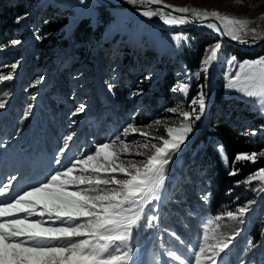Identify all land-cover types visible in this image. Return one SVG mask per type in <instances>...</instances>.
<instances>
[{"label":"rangeland","instance_id":"obj_1","mask_svg":"<svg viewBox=\"0 0 264 264\" xmlns=\"http://www.w3.org/2000/svg\"><path fill=\"white\" fill-rule=\"evenodd\" d=\"M16 1L0 0V7L4 8ZM108 1L114 4H128L126 0ZM163 3L175 7L216 10L224 15L249 20L251 22L249 27L257 28L261 38L252 40L251 37H247L249 43H245L246 45H251L253 42L264 38V19L261 18L264 14V0H242V3L234 2V0H163ZM97 6L93 0H85L83 4L80 3V0H34L31 7L27 8V18L19 24L15 23V18L24 14L16 15L10 20L3 16V20H1V28L3 29L0 31V73H8L11 71L10 65L19 62L14 79L0 83V101L5 103V107L0 109V117L5 114L0 120V181H6L10 175H15L16 180L13 181L12 193L37 184L59 167L55 163L58 151L53 155L45 154L43 148L40 147V140L35 138V136L42 134L46 118L57 126L60 125L58 132L62 137L57 144V150L62 146L63 137L66 134L75 133L73 141L70 142L69 150L61 157L64 164H67L75 155L89 151L87 143H91L94 134L101 131L98 126L102 119L105 123L104 130L101 132L103 138L100 137V141L93 142V145L120 135L123 127L129 122L144 126L151 124L156 119L177 120V117L167 113L165 109L175 106L178 94L169 91L167 101L158 96L157 100L153 99L155 106L148 111V105L151 106L150 97L153 98L151 91L157 88L164 73L173 75L174 85L178 80L186 81L187 78L183 75L182 54L188 51L195 53L201 46L205 50L206 46L217 40V36L209 33L207 42H204V38L200 34L189 32L188 29L191 28L188 26L189 24L165 26L158 18L142 17L138 10H110V15L106 16L98 12ZM49 16L65 20L62 37H58V39H65L66 42L64 43L68 46L67 48L50 42L41 43V37L38 34L39 22ZM81 17L88 20L93 29L98 28L100 22L103 23L104 29L100 38L93 40L90 44L77 45L71 38V32ZM192 29L197 32L200 31ZM179 33L195 38L192 48L183 47L179 50L176 48L171 36ZM12 40H19L21 43L12 46L10 44ZM205 43L207 45L204 46ZM259 49L261 47L253 51ZM221 51L220 60L216 62V65L214 63L210 70V78L207 81L208 87L205 89L209 93L207 108L210 97L215 91L213 83L221 85L223 88L222 104L225 103V109L218 110V114L224 118H228L232 114L233 125L239 126L243 133L242 136L246 137L252 144L254 141L261 142L260 150L256 151H264V115L258 114L250 102L239 97L236 93L225 90L224 74L228 70L225 58L234 54L229 49ZM125 55L126 57H124ZM125 58L131 59L130 65L127 66L128 63H125ZM25 71L28 73L32 71V73L27 78L28 82L23 86ZM178 71L181 72L180 76H177ZM59 73H61L60 87L65 89L67 94H63L56 87L55 79ZM123 74L125 75L121 86L118 85V81ZM149 76L151 78L146 79ZM40 77H43L42 82L33 87L34 81ZM130 78L137 80L138 84L134 89L126 84ZM188 82L190 89L185 100V107L191 100V95L193 93L196 95L197 83H205L203 74L199 81ZM109 84L112 85L111 90H109ZM120 89H124L127 121L120 114V103L116 101L118 98L117 90ZM138 91L142 94L134 95ZM21 92L23 93V100H20L16 105L21 107L17 109L16 106L12 105L18 98L21 99ZM46 97L53 100L55 111L43 104L42 101L46 102ZM113 101L115 102L113 103ZM81 104L85 105L84 112L73 116L72 113ZM29 105L32 106L31 113L27 118H24V112ZM62 107H64L63 110H57ZM13 111L12 117L10 115L9 120H5L8 113ZM62 114H65V117L61 120L60 115ZM206 114L207 110L201 120L195 122L193 133L190 134L186 143L182 145L181 150L175 154L172 162L168 165V179L158 210L160 221L165 217L164 205L172 200V196L170 197L172 188L176 187L180 191L178 195L183 199H189L192 191H196L200 198L201 182L194 181L190 177H181V174L182 172L185 173L187 167L192 165L197 157L204 152L207 145L212 152L218 155L222 167L229 172L230 168L225 166L221 154L219 155L217 151V145L221 144L218 140L209 136L204 141L197 142L204 126ZM95 115H100V119L95 120ZM29 118L31 121L27 123ZM146 118H151V120L144 124ZM258 119H261V122H258ZM9 123L12 124L9 125ZM2 128H4L6 135L2 133ZM157 128H160L162 132V126H154L147 131L155 134ZM252 131L257 134L244 135V133H251ZM82 137L86 139L76 145V140L82 139ZM126 139L131 142L140 140L141 137L138 134L129 135ZM130 158L142 159V157H135L134 155ZM258 161H264V157ZM201 177V180L210 187V179L205 175H201ZM232 187L239 189V191L233 199L231 209L234 210L237 205L245 203L248 199H254L256 202L246 214V220L251 214L260 210L258 223H264V193L253 192L243 184L237 186L234 183ZM252 187H256L255 182ZM182 192L184 194L181 195ZM204 194H209V198L211 196V192L208 190ZM236 197H239V200ZM207 216L210 215L198 217L200 228L201 219ZM181 221H185V218L183 217ZM157 226L152 229H140L134 233L130 241L132 256L129 264H156L157 260L160 261V264H171L166 253L172 249L186 254V246L182 245L179 240L175 241L174 237L169 235V232H174L173 230L163 235L161 230L158 231ZM157 232L160 233L156 236ZM154 236L157 237V245L152 248L151 243ZM176 236L178 235L176 234ZM196 237L197 235L189 242H195ZM249 239L251 238L246 240L244 249L247 248ZM232 253V246H230L222 254L221 264L229 263V257L233 255Z\"/></svg>","mask_w":264,"mask_h":264},{"label":"snow or ice","instance_id":"obj_2","mask_svg":"<svg viewBox=\"0 0 264 264\" xmlns=\"http://www.w3.org/2000/svg\"><path fill=\"white\" fill-rule=\"evenodd\" d=\"M126 2L137 7L142 17L158 18L165 26L195 24L221 39L205 47L196 70L189 71L184 66L183 75L187 80H178L171 88L178 98L175 106L165 111L177 117L178 122L167 118L156 119L144 126L129 122L120 135L94 144V150L81 152L64 164L61 157L69 150L75 136L70 132L63 137L55 157L59 167L44 180L15 193L11 191L15 175L0 181V264H129L132 256L130 241L134 233L157 226L168 165L193 133L195 122L200 121L207 110L209 93L205 89L213 64L220 60L223 38L242 44L249 43L247 37L261 38L257 28L249 27V20L216 10L175 7L164 4L163 0ZM234 2L242 3V0ZM27 15L17 16L15 23L19 24ZM261 18L264 19V14ZM194 39L183 33L171 36L178 50L192 48ZM20 43L19 40L10 42L12 46ZM225 63L228 69L224 74L225 90L236 93L250 102L258 114L264 115V56L240 61L229 55ZM18 66L19 62H14L10 65L11 71L0 73V83L13 80ZM202 74L205 83H197L196 95L185 107L190 89L188 81H199ZM180 75L178 71L177 76ZM42 79L37 78L32 86L39 85ZM108 87L111 90L112 85ZM140 94L139 91L134 93ZM4 107L5 103L0 101V109ZM31 108L29 105L24 118L29 116ZM84 110L85 105L81 104L72 115ZM154 126H162V132L160 128L155 134L147 131ZM137 134L140 140L129 142L126 139ZM249 134L257 133H244ZM217 151L225 166L230 167L229 176L240 173L236 164H255L264 157V151L238 152L230 162L222 144L217 145ZM133 155L142 159L130 158ZM254 182L255 188L252 187ZM241 184L253 192L264 193V167L236 182L237 186ZM200 200L207 203L209 194L202 192ZM255 202L248 199L234 210L226 208L219 214L202 218L195 242H186L169 232L186 246V254L175 249L167 251L171 264H221L222 254L243 231L239 226L246 223V214ZM190 214L196 215L195 212ZM253 247L255 245L249 239L245 251ZM240 264L247 262L241 260Z\"/></svg>","mask_w":264,"mask_h":264},{"label":"trees","instance_id":"obj_3","mask_svg":"<svg viewBox=\"0 0 264 264\" xmlns=\"http://www.w3.org/2000/svg\"><path fill=\"white\" fill-rule=\"evenodd\" d=\"M34 0H17L14 4L8 5L6 7H0V31L3 28L1 25V20H3V16L5 18L12 19L16 15L25 14L27 12V8L31 7V4ZM98 12L101 15L109 16L111 11L105 9L103 7L97 6ZM11 22V21H9ZM65 20H61L59 17H45L39 22L38 26V34L41 37V43L50 42L51 44H60L62 48H67L65 45V39H58V37H62V30L65 26ZM10 24V23H8ZM7 24V25H8ZM98 31H97V30ZM104 29L103 23L100 22L98 28L93 29L92 25H90L89 21L83 19L82 17L77 21L75 28L71 32V38L77 45L90 44L95 39H99L102 31ZM10 30V29H9ZM189 32L194 34H200L202 38H204V42L208 40V34L202 31H195L192 28L188 29ZM99 41V40H98ZM207 43L204 44V46ZM49 48V47H48ZM223 49H229L233 52L234 56H236L240 60L244 59H255L259 56L264 55V47L257 51L253 50H240L233 46H227ZM222 49V50H223ZM203 46L200 47L199 50L192 52L188 51L182 54L181 60L184 65L187 67L189 71H194L198 68L199 62L204 53ZM222 52V51H221ZM131 56V55H130ZM126 57V55L124 56ZM127 66L130 65L131 59L125 58ZM125 64V65H126ZM32 71H25V82L23 86L28 82V76L31 75ZM123 74L118 81V85H123ZM60 79L61 73L55 79L56 87L63 92V94H67L65 89L60 87ZM174 78L170 73H164L162 75V80L160 81L157 88L151 91L150 102L151 106L148 105L149 109H152L155 106V100L159 98H163L164 101L168 99V92L174 86ZM126 84H129L131 88H135L137 86V80L131 79L126 81ZM213 88L215 89L214 94L210 97V101L207 108V114L204 120V126L199 135L198 141H204L205 138L211 136L212 138L218 140L224 146V152L229 158V161L234 158V155L238 152H252L256 150H260L261 142L254 141L250 143L246 137H243L242 130L238 125H233L232 114L229 115L228 118H224L222 115L218 114V110L225 109V103L222 104V94L223 88L221 85L213 83ZM117 100L120 103L119 110L120 114L124 116V120L127 121L125 117V100H124V89L117 90ZM160 94V95H159ZM194 96V93L191 97ZM21 99H17L16 102L13 103L12 106H16L20 100H23V93H20ZM46 102L42 101L44 105H48L55 111V104L53 100L49 97H46ZM115 101H113L114 103ZM69 104H72L69 102ZM15 108L20 109L21 107L16 106ZM64 107L57 109L58 111L63 110ZM14 114L8 113L5 120H9V116ZM55 116V113H53ZM61 120L64 119L65 114L60 115ZM138 117V115H136ZM57 121L59 120L56 116ZM100 119V115H95V120ZM4 120V122H5ZM151 118H146L144 124H147ZM12 121V120H11ZM31 119L27 120L29 123ZM258 122H261V119H258ZM12 123H9V125ZM104 119L101 120L98 129L101 130L98 133L94 134V139L91 143H87V148L89 151L93 149V142L100 141V137L103 138L102 131L104 130ZM58 127V129H57ZM60 129V125H56L45 119V125L42 130V138L45 147V154L53 155L57 152V144L59 139H61V134L58 132ZM86 138L82 137V139L76 140V145L80 144L81 141ZM90 142V141H89ZM65 155V154H64ZM185 163V161H184ZM236 168L241 169L240 173L236 176H229L228 171L223 169L220 158L211 149L206 146L204 152L197 157V159L192 163V165L188 166L186 172H182L181 177H190L194 181H200L202 184V192L205 193L207 190L211 192V199L208 205H206L203 201L200 200L199 195L196 191H192L189 199H183L178 195L177 188H172V200L164 205L166 215L161 220L158 221V231H162V234L165 235L166 232L173 230L180 238L184 241L189 242L192 241L193 238L200 231L198 217L200 215H215L219 214L221 211L227 209H231L233 199L237 195L239 189H234L232 185L237 181L243 180L249 173L254 172L255 170L264 167V161H258L255 164L246 163V164H236ZM230 168V167H229ZM230 171V169H229ZM188 174V175H187ZM185 175V176H184ZM187 175V176H186ZM201 175H205L208 179H210L211 186L208 187L205 181L201 180ZM189 181V180H188ZM190 182V181H189ZM195 184V183H194ZM231 189V194H228V190ZM201 192V193H202ZM184 194L183 192L181 195ZM195 212L196 215H191L190 213ZM261 211L257 210L255 214H251L250 217L246 220L244 225H240L239 227L243 229L241 233L235 238L232 245L233 255L229 257V263L227 264H240L241 260L247 262V264H263L264 259V223H258V216ZM180 217H184L185 221H181ZM160 232L156 233L159 234ZM153 237L152 248H155L157 245V237ZM159 237V236H158ZM251 238L255 247L250 250L245 251L244 245L248 238ZM173 240V239H172ZM175 241L177 239L174 238ZM166 242V241H165Z\"/></svg>","mask_w":264,"mask_h":264},{"label":"water","instance_id":"obj_4","mask_svg":"<svg viewBox=\"0 0 264 264\" xmlns=\"http://www.w3.org/2000/svg\"><path fill=\"white\" fill-rule=\"evenodd\" d=\"M93 1H95L99 7H103L108 10H113V11H118V10L136 11L138 10L137 7L128 5V4H114L108 0H93ZM153 7H157V6H153ZM223 39H224L223 47L231 45L241 50H255L264 45V38L259 41L253 42L251 45H246V44L239 43L237 41H232L227 37H224Z\"/></svg>","mask_w":264,"mask_h":264},{"label":"bare ground","instance_id":"obj_5","mask_svg":"<svg viewBox=\"0 0 264 264\" xmlns=\"http://www.w3.org/2000/svg\"><path fill=\"white\" fill-rule=\"evenodd\" d=\"M188 26H190V27H194L195 29H198V30H200V31H204V32H207V33H210V34H212V35H215V36H217L216 34H214V33H211V31L210 30H208V29H206V28H202V27H197L195 24H189ZM221 38L219 37V36H217V40L216 41H218V40H220ZM223 41H224V39H223ZM223 48V47H222ZM215 65H216V63H215ZM219 145V144H218ZM219 155H220V153H219Z\"/></svg>","mask_w":264,"mask_h":264}]
</instances>
